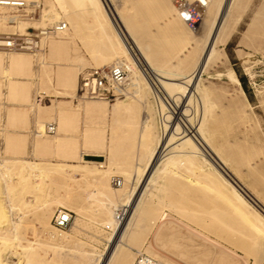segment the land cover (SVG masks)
I'll return each instance as SVG.
<instances>
[{"label": "rangeland", "instance_id": "374dc122", "mask_svg": "<svg viewBox=\"0 0 264 264\" xmlns=\"http://www.w3.org/2000/svg\"><path fill=\"white\" fill-rule=\"evenodd\" d=\"M27 1L30 2V5L25 10L28 13H24V10L20 11L11 8L0 9V13H5L7 16L6 18L0 17V36L13 33L25 34L28 31L38 32L40 28L53 27L58 22L65 21L68 23V18L60 13L61 17L59 19L51 18L49 20L46 19L47 21L40 19L41 14H46L48 11L51 16H59L56 9L54 10L55 13L50 11L49 0ZM186 2L189 3L190 1L186 0ZM166 3L167 15L164 20L169 23L170 31L164 34L165 43L162 45L164 57L162 60H157L161 64L154 63L151 58L148 60L163 75L169 74L174 76L173 78L187 77V74L189 75L196 71L194 76L196 78L191 82V87L194 88L195 86L196 90L199 87L197 84L200 80H202V83L208 84L206 91L210 94L209 98L213 102V109L216 112V122L212 126L215 145L219 148L224 147L225 155L228 157L242 159L243 156H246V160L234 163L240 172V180L231 168L220 166V170L264 214V9H261L264 5V0H239L236 3L228 17L227 28L230 33L226 42L220 41L216 43L213 51L215 55L211 58L212 60L215 57L214 60L204 66H202V60L209 45L204 43L202 37L208 32L207 22L211 24L218 16L217 13L205 12L202 20L206 24L200 23L197 27L192 28L186 24L178 9L173 7L174 9L171 10L169 4L174 5L169 0H166ZM59 4L61 5V3ZM13 16H16V20L11 23L10 20H12L11 17ZM114 22L118 27L122 28L119 19L114 18ZM22 23L26 25L22 27ZM122 31L127 44L131 46L132 52L138 58L140 67L146 76L149 77L150 82L153 83V72L123 28ZM65 32L53 33L51 38L64 39L68 31ZM106 46L123 54L119 55L106 68L117 62V60L124 58L132 62L128 55L126 56L122 53L123 50L117 40L114 39L113 45ZM4 51L8 52L9 50L0 49V52H3L6 56L10 55ZM19 52L28 51L20 50ZM225 53L228 55V60L225 64L217 65L215 60L220 54ZM29 54L32 56L35 63V72L38 75L35 78V84L30 87L28 102L25 105L28 107L34 106L36 111L39 112L37 99L42 97L41 106L46 108V106L55 105V109H52V111H48L45 108L41 109V117L37 116L36 111L31 112V115L36 118L27 128L28 142L24 152L12 150L15 152L13 153L6 150L5 141L7 142L8 139L4 137L3 133L0 134V158L6 160L4 166L0 165V168H4L1 171L3 174L5 173V176L7 175L5 179L10 185L14 186L11 189L14 197L18 193L17 191L22 189V192H19L20 194L13 202V208L15 217L20 218L21 216V221L18 220V222H22L20 224L24 227L20 226L19 229L20 233L24 232L23 235L21 234L22 236L20 235L22 241H13L12 239L6 244H2V237H0V249L3 258L14 262L22 260L27 262L32 258L34 263L36 262L35 264H78L79 261L73 255L79 253L76 244H79L80 241L82 244L86 243V245L80 246V249H89L90 246H93L97 252H110L113 246L112 243H114L116 236L120 233V229L116 225H110L109 222H114L115 213L116 211L118 213L119 209L122 211L121 216L127 215L125 220L127 222L141 197L145 196L148 198L140 215L142 219L138 217L137 223L127 225L126 235L122 243H118L115 250L117 253L122 249V252L125 251V253L130 254L123 253L130 260L128 264L134 262L139 252L150 254L165 264H264V258L261 260L256 251L258 234L253 229L256 224L252 219L244 221L243 219L240 220L239 217V219L233 217L231 210L227 206L225 194L222 193L221 195L216 186V178L206 167L199 168L197 164L187 163L181 157H176L177 162L172 164L167 163V160H165L161 162L164 167L163 172L161 171V174H158V180L164 185H149L150 176L153 175L152 173L155 170L152 168L146 180L138 185V194L135 198L136 205L131 209L127 205H118V198L121 197L123 192L122 188L126 187L131 191L136 184V163L138 162L140 166H145L148 161L147 158H149L148 156H150L156 144L155 140L149 153H145L144 148L140 147L139 149L138 142L142 122L149 117L155 122L154 128L156 131L154 129L153 131L156 135L159 136L161 131L160 125L163 117L158 111L156 112L158 106L155 104L156 102L154 103L155 98L151 92L148 95L144 93L145 90H142L137 94L136 90H134L136 97L129 94L131 96L127 97L125 95L121 97L124 99L120 98L108 103L111 106L119 101L127 100L133 104L132 113L129 112V114L127 113L128 115L126 113H124L125 115L122 114L118 117L117 122L109 118L108 126L114 128L115 131L112 133L110 128L109 143L99 154L84 152L83 159L101 163L104 166L99 168H110V172L94 174L84 172L88 174L85 177L80 169L73 165L64 164L66 162L78 163L80 161L78 157L76 159L59 157L54 148L48 152L38 150L35 146V140H37V134L39 133L36 130L41 131L46 123L55 122L59 129H57V134L47 135L40 133L42 137L38 138L55 141L60 136L58 111L61 109L79 110L77 131L79 129L80 131L76 134L81 135L82 129L89 125V121L86 120V116L82 111V106L85 101L99 99H83L80 97L82 95L80 90L82 75L93 67L101 66L91 64L93 63L91 61L86 66H82V69L74 67L77 75V86L75 89L68 87L69 89L65 90V87L59 83L58 72L61 66L66 65V55L49 57L48 45H43V50L38 51L36 54L30 52ZM43 55L45 56L44 63H41ZM232 70H235L237 75L239 73L242 76L243 84L239 75L238 78L241 85H245L247 92L239 88L240 85L237 83L236 78L229 79L228 75ZM128 82H130V79L125 84L127 85ZM4 88L6 92V87ZM133 89H140V87H133ZM209 91L211 92L209 93ZM164 93L163 91L161 92L163 95ZM246 98H248L249 102L246 101ZM0 101V129L15 127L10 125L8 120H5V117L9 106L20 104V101L10 100L8 95H3ZM190 104L186 107V113L189 115L192 113L190 117L197 114V117L195 116V120H197L200 112L196 113V110L199 107L193 104L190 107ZM191 110H195V113H193L194 111L191 112ZM127 120H134L135 123L133 121V124H129ZM66 133L72 132L67 131ZM111 136L115 137L114 142H111ZM109 148L112 151L109 152ZM79 151L85 150L80 147ZM144 153L147 156L144 157ZM251 157L254 159L259 158L255 166L249 165ZM24 161L39 164V167L35 168V170L34 168H25L23 170L24 174L32 176V179H36V181H41V177H43L47 182L44 187V194L51 200V206L46 210L47 212L45 211V220L38 221L37 212L35 213L37 208L30 205L35 202L38 194H42V191L31 187L29 191L25 192L23 191L21 180H19V173ZM99 165L97 164V166ZM90 167L95 168L93 165ZM35 174L37 175L35 176ZM113 176H120L123 179V184L114 186L111 183ZM211 183L214 185L212 186ZM155 188L163 191L158 193V195H151ZM164 192L166 193L165 195ZM183 195L188 196L189 200L182 201L181 196ZM21 200L29 203L31 207L26 205L23 208ZM60 207L72 210L74 221L68 228L60 229L67 238L60 243L62 249L59 248L58 250L57 248L56 250L50 245L54 240L48 239L45 232L51 228V224L54 225L52 219L56 210ZM227 209L229 210V216H226L229 220L226 216L225 219L224 216L220 215L219 217L222 218L219 221L217 216L219 213L217 212L220 210V212L227 211ZM210 212H213L214 215L212 213L208 214ZM223 219L226 221H223ZM118 222H120L119 218ZM219 222L225 225L222 226ZM226 223L228 224L226 225ZM2 234L4 235L5 233ZM2 234L0 233V236ZM31 241L34 244H31ZM20 242H22L21 245ZM23 244L28 246L27 251L22 249ZM32 247L34 248L31 249ZM17 250H24V253L22 251L21 254H16ZM131 254L132 259L130 258ZM121 257L119 256L118 260ZM118 260L116 264H121V261L119 262ZM77 261L78 263H76Z\"/></svg>", "mask_w": 264, "mask_h": 264}, {"label": "bare ground", "instance_id": "6f19581e", "mask_svg": "<svg viewBox=\"0 0 264 264\" xmlns=\"http://www.w3.org/2000/svg\"><path fill=\"white\" fill-rule=\"evenodd\" d=\"M25 1L30 5L29 1H27V0H25ZM83 1L81 0V2H83ZM85 1L88 2V4L91 6V9H92L91 15L93 16V20H95V22H96L95 24L98 28V31L100 30L102 32L101 34L104 35V37L106 39V45H113L114 39L117 40L120 43L121 49L123 50L122 53H124L126 56L128 55V57H130V59L132 60V62H130L129 59H128L129 60L128 61L127 59L124 58V59L117 60V62L112 64V65L125 64L129 69L128 79H130V82H128L127 85L124 84V86L122 87V90H124L127 97H129L131 95H133V97L134 96L136 97V95L134 94L135 93L134 90H136L137 94L142 90H145V92L144 91L143 92L147 93L148 95L151 92L155 98L154 103L156 102L155 104L158 106V110H156V112L158 111L163 117V121L160 125L161 131H160L159 136L156 135V133L153 131V129L155 130L154 120L152 121L148 117V119L145 118V120L142 122L143 124L141 127V132L139 134L140 137H139V142H138L139 149H140V147L144 148L146 151L145 153H147V152L149 153L151 150V146L155 142V140H156V142H155L156 144L154 146V149L151 151L150 156H148L149 158H147L148 161H147V164L145 166H140L138 164V162L136 163V166H135L136 167L135 168V170H136L135 171L136 172V175H135L136 176V178H135L136 184L133 186V189L131 191L129 190V188L127 189L126 187L122 188L123 192L121 193V197L118 198V202L116 201L118 203V205L119 206L127 205V206H129L130 209L136 205L135 198L138 194V190H137L138 185H140L141 182H144V180H146V177L148 176V174L150 173L152 168H154L155 170L153 169L154 173H152L153 175L151 174L152 176H150L151 178L149 181V185H154V186L155 185H159V186L164 185L163 183H161L158 180V174L164 168L162 166L161 162L167 160L166 161L167 163L169 162L170 164H172V163L177 162L176 157H181L183 161H185L187 163L197 164L199 168L206 167L211 172V174L214 175V177L216 178V181H217L216 182L217 189L219 190L221 195H222V193L225 194V199L227 200V203H228L227 206L231 210V214L233 215V217L235 219H236V217L237 218L239 217L240 220L243 219L245 221L246 219H252V221H254V223L256 225H255V227H253V229L256 230L257 234H258L256 251L258 252L259 258L262 260L264 258V214L261 211H259V209L254 204H252L251 201H249L246 198V196L238 189V187L235 185V183L232 180H230L228 177H226L222 173V171L220 170V166L221 167L225 166L227 168H231L235 172V174L237 175L236 177L239 178V180H240V177H241L240 172L234 163L236 161L246 160V156L245 157L243 156L242 159L241 158L237 159L235 157H228L225 155V148L224 147L219 148L215 145L214 140H213L212 126L216 122V114H215L216 112L213 109V102L210 101V98H209L210 94H208V92L206 91L208 84L202 83V80H200L199 83L197 84L199 86L198 87L199 89L197 88V90H196L195 86H194V88L191 87L192 80L194 78H196V77H194L196 71L192 72L189 75L187 74V77L182 75L183 77L180 76V78H173L174 76H170L169 74L163 75L162 72L160 70L156 69L153 66V64L148 60L149 59L148 54H146V51L141 47L143 49V52H142V49L140 48V53H141L140 55H141V57H143V59H145L149 68L151 69V71L154 74V78H153L154 80H153V83H151L150 80L148 79L149 77L146 76V74L143 72L142 68L140 67L138 58H136L135 54L132 52L131 48L129 47V45L125 41L124 37L121 35V33H120L121 30L119 32L117 31V29L115 28L116 25L114 26L112 18L110 17V15L107 14V12L104 11V8H103L101 2L99 0H85ZM169 1L174 5V6H172L171 4H169L171 10H173L174 9L173 7H175V9H178V11L181 15V12H182L181 9L184 6V3H183L184 1L183 0H169ZM189 1H190L189 3H191L194 1H198V0H189ZM201 1H203V5H200L202 8V12H203L202 19L204 17L205 12L206 13L215 12L218 15L211 24L208 22H207V24L204 23V21L202 19L198 23V25L200 23L206 24L207 29H208L207 34L202 37L204 39L203 40L204 43L209 45L207 50H206V53L204 55V58L202 60V66H204V65H206L209 62H212L214 60L215 57L212 60H211V58L215 55L213 53V51L215 50L214 46L216 45V43L220 42V41L226 42V39L228 38V34L230 33L229 32L230 30L227 28L228 17L230 16L231 11L233 10V8L235 7L236 3L239 0H201ZM3 8L8 9V7L0 6V9H3ZM261 9H264V5ZM46 10H47V8H46ZM46 10H45V12H46ZM50 11H52L51 8H50ZM57 14L59 16L54 17L53 15L51 16L49 14V11H48L46 14L42 13L40 19H43L45 21H47L51 18H58L59 19V17H61V16H60L59 12ZM89 14H90V12H89ZM0 17L6 18L7 16L5 13H0ZM123 18H125V17H123ZM11 19L12 20H10V22L14 23V21L16 20V16L11 17ZM91 20H92V18H91ZM123 20H124V23L126 25V28L129 30V32L133 33V30H131V28L129 27V25L126 22L127 19L125 18ZM62 22H65V21H62ZM59 23L60 22H58L57 24H59ZM57 24H55L53 27H55ZM23 25H26V24L22 23L21 26L23 27ZM91 25H92V22H91ZM197 26H195V27H197ZM53 27H51V28H53ZM195 27H192V28H195ZM63 31L64 32L69 31L68 23H67V27ZM58 32H62V31L52 32L49 35L45 36L44 39L42 38V47L37 51H34V52H31V51L19 52V50H9L8 52L4 51L5 53H9L10 54L9 56H6L3 52H0V100L2 99L3 95H8V98L10 100L20 101V103H22L19 106H17V105L9 106L8 122L10 125H12V126H20L21 125L22 126V124H20V123L25 122V120L27 119V116L29 118V114H31V112L36 111L34 106L28 107L25 105V103L28 102V96H29L28 92H30V87L33 84H35V78L38 75L35 72V63L32 59V56L29 54V52L32 54H36V53H38V51L43 50V45H48V54L50 55L49 57H52L54 55H62L63 56L65 53H67L66 42L64 41V39L51 38L52 37L51 34H53V33L56 34ZM4 35H9V34H4ZM132 36H134V35H131V37ZM104 37H102V38H104ZM133 43H135V42H133ZM138 46H140V45H138ZM115 52L119 55H123V54H120L118 51L114 50L113 53H115ZM44 58H45V56L43 55L41 58V63H44ZM227 60H228V55L225 53V54H220L215 61L217 62V65H222V64H225ZM99 68H106V66L99 67ZM76 76H77L76 75V69L74 67L63 65L59 68L58 80H59L60 85L65 87L64 88L65 90H68L69 89L68 87H72L73 89L76 88L77 83H78ZM228 76H229V79L230 78H232V79L236 78L237 83L240 85L239 88L241 90H243V86L241 85L240 80H239L238 75L236 74L235 70H232ZM4 87H6V92L4 91V89H5ZM133 87H136V88L140 87V89H133ZM180 89H183V90H180ZM162 91L165 92L164 95L161 94ZM210 92L211 91H209V93ZM129 94H131V95H129ZM80 97L83 99H99V100L85 101V103L82 106V111L86 116V120L89 121V125H86L82 129L81 140H79L78 137H74V136L73 137L72 136L64 137L61 135L63 132H67V131H70V132H76L77 131V121H78V117L80 114L79 110H77V109H61L58 111V122H59L58 125H59L60 133H61L60 136L55 141H51L50 139L46 140L43 138H38V137H42V134H40V133H45L47 135L57 134V129H58L57 124L55 122H48V123H55V125H56L55 132L49 133L47 130L48 123H46L43 126V128L41 129V131L36 130V132L39 134H37V140H36L35 146L38 150L47 151V152L51 151L54 148L56 154L59 157L68 158V159H76L78 157L80 159V161L78 163L66 162L64 164L65 165H73L77 169H80L81 171H83V173L84 172L89 173V174H94V173H98V172L108 173L111 170L110 168L100 169L99 167H103L104 165H101V163H97L96 161L84 160L83 154L86 151L87 152H94V153H88V154H99V153H101L102 149L104 147H106L107 144L109 143V137H110L109 130L111 128L108 126L109 125V118H112L114 120V122H117L119 116H121L124 113L129 114V112H131L133 110V106H132L133 104H131L127 100H122V101H119V102L114 103L111 106H109L108 103H111V102L108 101L107 99L93 98V97H89L87 95H80ZM147 97H149V96H147ZM120 98L121 97H118L116 100H118ZM121 99H124V98H121ZM246 101L249 102L248 98H246ZM41 103H42V97L37 99V108H38L39 112L36 111L37 112L36 114L39 117L42 116L40 114L41 109L45 108L44 106H41ZM190 103L193 104L194 106L198 105V107H199L198 109L196 108L197 109L196 113L200 112L199 113L200 116L198 117V119L196 118L197 120H195V116L197 117V114H195V116H193V117H190V115L192 113L190 115L188 113H186V111H187L186 107ZM191 104H190V107L193 106V105L191 106ZM152 105H154V104H152ZM151 108H152V106H151ZM45 109H47L48 111H52V109H55V105L46 106ZM193 109H194V107H193ZM193 111L191 110V112L195 113V110H193ZM147 113H149V112H147ZM128 120H130V119H128ZM128 120H127V123H129V124H131L134 121V120H132V121H128ZM134 123H135V121H134ZM25 124H26V122H25ZM111 129H112V133H114L115 132L114 128H111ZM151 129H152V131H151ZM112 133H111V135H112ZM10 136L7 137V139H8L7 143L8 144L6 146V150H9V152L12 150L19 152L20 149L22 148V146L20 144H15V140L17 138H15V140H14L12 138V136L11 137ZM20 141H22V140H20ZM114 141H115V137L111 136V142H114ZM18 143H20V142H18ZM80 147H82L83 150H85V151H79ZM84 148H87V149H84ZM111 148H112V146H111ZM110 151H112V149L109 148V152ZM12 152L15 153L14 151H12ZM145 153H144V157L147 156V155H145ZM257 157H258V155H257ZM199 158H200V160H199ZM13 161H18V160H13ZM258 161H259V158L254 159L251 157L249 165L255 166ZM5 162H6V160H4L3 158L2 159L0 158V165L1 166H4ZM9 164H10V161H9ZM15 164H14V166H15ZM97 164H100V165L97 166ZM91 165H93L95 168H91L90 167ZM21 167L22 168H21V171L19 173V177H20L19 180H21L20 182L23 185V191H25V192L29 191L31 187L38 188L39 191H42L41 192L42 194H38L36 196L35 202L33 204H30V205L37 208V210H35V213L37 212L38 221L39 220H45V211L51 206L50 205L51 200L48 199V196L46 194H44L45 193L44 187L47 184V182L45 181V179L43 177H41V181H38V180L36 181V179L35 180L32 179V176L26 175L23 173L24 172L23 170L25 168H30V169L34 168V170H35V168L39 167V164L38 163H30L29 161H24V163L22 164ZM2 168L3 167L0 168V233L1 234L5 233V234L4 235L2 234L0 237H2V242H3L2 244H4V243L6 244V243H8L9 240H12V239H13V241L14 240L22 241V238L20 237V235L21 234L23 235L24 232L20 233V230H19L20 226H21L20 223H22V222H20V223L18 222V220L21 221L20 220L21 216H20V218H18V217L16 218L15 214H14V208H13V202H14L15 198L18 197V194H20L19 192H22V189L18 190L17 191L18 193L14 197V195L11 193V191H12L11 189H13L14 186L10 185L8 183V181L5 179L7 175L5 176L4 175L5 173L4 174L2 173V171H1ZM2 170H4V168ZM36 175L37 174H35V176ZM86 175H88V174L84 173L85 177H86ZM82 176H83V174H82ZM126 182H128V181L126 180ZM213 185L214 184H212V186ZM126 189H127V191H126ZM215 189H216V187H215ZM212 190H214V189H212ZM162 191L163 190H161V189L159 190V189L155 188V190L151 192V195H156V194L158 195V193H161ZM229 191H230V193H228ZM128 193H129V195H128ZM144 193H145V191H144ZM165 194L166 193L164 192V195ZM181 197H182L181 199H183L182 201H188L189 200V198H187L188 196L183 195ZM147 198L148 197H145V196L141 197L140 201L138 202V204L135 207L133 214L131 215V217L129 218V220L127 222L125 221L127 215H123V216L120 215L119 216L120 222H118V213L116 211L114 222L110 221L109 223L112 226H115V225L118 226V229H120V233L116 236L114 243H112L113 246H112V249L110 250V252H106V251L97 252V250L93 246H90L89 249H82V248L80 249V246H84V244L86 245V243L82 244L80 241L81 244L77 243L76 244L77 246L75 245L77 247V250L79 251V253L78 254L75 253V255H73V257L79 261V263H78V261L76 263H78V264H116V261L119 259V256H122L121 259L118 261L119 262L121 261L120 262L121 264H128V261H130V260H128L129 258L127 257V255L129 253H125V251L122 252V249L116 253L115 250H116L118 243L119 244H120V242L122 243V240L124 239V237L126 235L125 230H126V227H128L127 225L135 223L138 220V217H140L142 219V217L140 215L142 214V212L144 210V204L146 203ZM21 203L23 205V208H25L26 205L30 206L29 203H27L23 200H21ZM220 211L217 212V213H219L217 215L219 218V221L223 216L225 218V216L228 215V213H229L228 209H227L228 212L227 211L220 212ZM203 213H205V212H203ZM211 213H212V215H214L213 212H210L208 214H211ZM220 215H222L221 218L219 217ZM215 216H216V214H215ZM230 217H231V215H230ZM225 219H223V221H226ZM227 219H228V217H227ZM73 221H74V219H73ZM219 223L222 225L221 222H219ZM227 224L228 223H226V225ZM223 225H225V224H223ZM21 227H23V226H21ZM60 229L61 228L57 227L56 225L51 224V228L45 232V234L48 236V239L54 240V242L50 243V245H51V247L55 248L56 250H57V248H58V250H59V248L62 249L60 243L63 240L65 241V239L67 238V236L61 232V230H64V229H61V230ZM10 233H12V234H10ZM43 241H45V240H43ZM73 242H74V240H73ZM21 243L22 242H20V245H21ZM31 244H34V243L31 241ZM65 246H66V244H65ZM22 247H23L22 249H24L26 251L28 250V246H26V244L25 245L23 244ZM10 248H12V247H10ZM33 248L34 247H32L31 249H33ZM24 250H22L23 253H24ZM22 251L17 250L16 254H21ZM71 251H73V250H71ZM78 251H76V252H78ZM123 253H125L127 255H123ZM139 253H141V252H139ZM36 254H38V253H36ZM67 254H68V252H67ZM130 258L132 259V254H131ZM35 263H34L32 258L30 260H28L27 262H25V260L17 261V262L7 260L6 258H3L2 253H1V249H0V264H35ZM64 263H65V261H64ZM71 264H73V263H71Z\"/></svg>", "mask_w": 264, "mask_h": 264}, {"label": "crops", "instance_id": "0c3cea01", "mask_svg": "<svg viewBox=\"0 0 264 264\" xmlns=\"http://www.w3.org/2000/svg\"><path fill=\"white\" fill-rule=\"evenodd\" d=\"M49 1L52 11L56 9L57 12L65 15L68 18L69 31L64 38L67 51V53H65L67 60L66 66H73L82 69V66H86L88 62L92 61L93 63L91 64L103 67L108 66L113 60L119 57V54L116 52L113 53L114 50L111 47L106 46V39L104 35L101 34L102 32L100 30L98 31V28L95 24L96 22L93 20V16L91 15V6L88 4V2L85 0H82L83 2H81V0ZM99 1L101 2L104 11L107 12V14L112 18L114 26L116 25L114 18L120 20L123 30L126 32L127 36H129L132 41L135 42L133 44L137 50L139 49V54H141L140 48L142 47L146 51V54H148L149 58L153 59L154 63L161 64L157 60H162L164 57L162 49V45L165 43L164 34L170 31L169 23H166L164 20L167 15L166 0ZM59 3H61V5ZM123 17L127 19L126 22L131 30H133V33H130L126 28L123 20L125 18ZM117 27L118 26L116 25L115 28L118 32L121 30L120 33L126 41L122 28ZM131 35L134 36L131 37ZM129 47L131 48V46ZM21 104L22 103L17 104V106ZM34 118L36 117H33L31 114H29V118L27 116V119L25 120L26 124L23 122L20 123L22 126L20 125L2 128L0 129V134L3 133L5 138L9 137L10 135L14 140L17 138L15 140V144H20L22 148L24 147L23 149H20V151L24 152L27 148L28 142L27 128L34 122ZM5 120H8V111L6 113ZM78 131H80V129ZM78 131L72 133L63 132L61 135L64 137L74 136L81 139L82 132L81 135H79L76 134ZM7 144L8 143L5 141V146Z\"/></svg>", "mask_w": 264, "mask_h": 264}, {"label": "built area", "instance_id": "2783aa9c", "mask_svg": "<svg viewBox=\"0 0 264 264\" xmlns=\"http://www.w3.org/2000/svg\"><path fill=\"white\" fill-rule=\"evenodd\" d=\"M184 6L181 9V15L185 22L190 27L198 25L202 19L203 1L198 0L187 3L183 0ZM0 6L8 7L16 10H24V13L29 4L25 0H0ZM67 27L66 22H60L55 27L40 28L38 32L28 31L25 34L13 33L0 36V49L8 50H23L37 51L42 47V38L52 32L63 31ZM129 69L125 64L112 65L107 68L93 67L91 70L82 75L80 90L82 95H87L93 98L107 99L108 101L116 100L118 97L125 96L122 87L128 79ZM47 130L49 133H54L56 130L55 123H48ZM111 183L114 186H121L123 179L120 176H113ZM121 209L118 210V218L121 214ZM74 219L72 210L60 207L56 210L53 216L54 225L61 229H66L71 226ZM132 264H165L157 258L147 253H138Z\"/></svg>", "mask_w": 264, "mask_h": 264}, {"label": "trees", "instance_id": "16d2710c", "mask_svg": "<svg viewBox=\"0 0 264 264\" xmlns=\"http://www.w3.org/2000/svg\"><path fill=\"white\" fill-rule=\"evenodd\" d=\"M238 75H239V78H240V80H241V82H242V84H243V79H242V76L238 73ZM243 87H244V90L247 92V90H246V88H245V85H243Z\"/></svg>", "mask_w": 264, "mask_h": 264}]
</instances>
